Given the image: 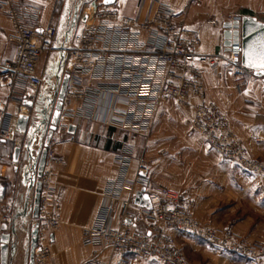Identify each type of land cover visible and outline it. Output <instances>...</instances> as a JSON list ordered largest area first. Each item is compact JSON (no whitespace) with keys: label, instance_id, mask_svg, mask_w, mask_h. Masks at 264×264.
<instances>
[{"label":"built area","instance_id":"obj_1","mask_svg":"<svg viewBox=\"0 0 264 264\" xmlns=\"http://www.w3.org/2000/svg\"><path fill=\"white\" fill-rule=\"evenodd\" d=\"M132 1L142 13L128 17L114 6L98 7L80 32L66 34L69 45L52 49L55 32L52 28L41 29L37 8L21 10L17 0H0V15L9 22L6 40L13 46L11 60L1 66L7 97L0 108V135L6 128L7 104L21 93L41 87L43 80L37 67L46 53L54 51L58 72L68 75L57 132L66 134L69 126L87 121L123 131L131 137H147L160 104L172 100L183 109L191 98H196L198 103L190 121L192 132L242 171L264 176V165L248 156L225 113L205 100L202 66L217 74L218 58L196 52L200 45L196 31L178 23L175 11L162 0ZM204 18L208 24H218L209 15ZM241 18L229 14L225 22H240ZM240 58V44H231L226 62L235 71L238 90L245 78L254 74L241 65ZM59 144L50 139L45 167L38 180L41 191L32 264L47 263L51 236L61 224L52 168V165L64 167L63 161L55 159V147ZM166 155L162 153L152 161H145L142 157L135 158L129 145L115 155L112 168L116 177L106 182L95 220L81 231V244L107 247L115 255H132L143 261L189 264L181 248L167 234L170 229L225 253L263 262L264 244L246 242L230 228L217 229L200 223L192 213V200L174 190L161 188L148 192L149 210L122 198L124 192L133 193L137 188L146 191L150 187L149 167ZM134 165L136 172L130 177ZM116 205L120 209V223L114 227ZM132 219L145 222L148 232L136 231L127 223ZM10 221L11 216L0 202V224L8 225Z\"/></svg>","mask_w":264,"mask_h":264},{"label":"crops","instance_id":"obj_2","mask_svg":"<svg viewBox=\"0 0 264 264\" xmlns=\"http://www.w3.org/2000/svg\"><path fill=\"white\" fill-rule=\"evenodd\" d=\"M17 1L21 10L30 7L39 10L41 29H53L52 49H59L62 45L70 44L66 34L80 32L94 13L93 5L97 10L103 6L104 0ZM162 1L175 11L178 23L196 31L200 39L196 52L218 58L217 74L208 66H202L205 100L225 113L231 130L242 142L248 156L264 165L263 78L254 74L247 76L245 83L237 89L235 71L226 62L222 29L229 14L253 16L264 23V0ZM112 6L128 17L142 13L132 0H115ZM84 15L88 17L82 22ZM204 15H209L218 24H208ZM8 33L9 22L0 15V108L7 97L2 86L4 74L1 66L10 61L13 55V46L6 40ZM52 53H46L37 67L43 80L41 87L36 91L21 93L5 108L6 128L0 135V187L4 189L0 202L11 216V221L4 225V230L0 224V234H10L11 228H14L7 249V264H27L29 229L36 222L31 218L33 186L29 191L25 217L13 219L22 211L29 185L24 178L27 164L23 157L32 132L28 126L26 133L19 135L14 132V124L18 114L27 113L23 101L36 102L39 98H50L58 73L56 55L53 56L51 70L46 72L48 81L43 71L46 59ZM197 103L196 98H191L183 109L178 108L172 100L160 104L147 137H131L123 131L87 121L79 123L73 134L55 131L52 139L60 143L55 147V159L64 162V167L52 165L56 198L61 208V224L51 236L50 257L46 264H160L132 255H115L107 247L93 248L81 244V231L95 220L106 182L116 177L112 168L113 159L128 145L135 158L142 157L145 161H152L162 153L167 154L158 164L149 167L150 187L145 193L161 188L174 190L192 200V213L200 223L217 229L230 228L246 242L264 244V176L256 177L242 171L233 162L211 150L199 135L192 132L190 121ZM40 135L37 133L33 137L30 146L32 158H38L40 154ZM14 147L19 149L16 163L11 161ZM135 172L136 165L132 167L130 177ZM26 178L36 181L30 172ZM138 191L139 188L133 193L124 192L122 198L134 203ZM119 223L120 209L116 205L112 225L117 227ZM127 223L140 233L148 232L147 224L143 221L135 222L132 219ZM166 232L181 248L189 264H264V261L258 263L225 253L182 232L170 229Z\"/></svg>","mask_w":264,"mask_h":264},{"label":"water","instance_id":"obj_3","mask_svg":"<svg viewBox=\"0 0 264 264\" xmlns=\"http://www.w3.org/2000/svg\"><path fill=\"white\" fill-rule=\"evenodd\" d=\"M115 0H104L102 2L103 6H112L114 5ZM93 12L96 11V5H93ZM87 15L82 17V22L87 20ZM75 22V20L73 21ZM223 29V46L225 51H229L231 44H240L241 46V65L254 73L256 77L264 76V67L261 65L264 64V23L259 21L253 16H243L238 21L233 22H224L222 24ZM68 82V75H64L57 97L51 98H39L36 102H24L22 105L27 107L26 114H18L16 116L14 124V132L19 135H24L28 126L32 129L31 138L26 142L25 154L23 160L26 162L25 181H28V187L24 196V202L22 206V211L20 214L15 215L13 219L17 217H25L27 200L31 186H33V197H32V209H31V218L33 220L38 219L39 213V196L41 191V184L38 181L43 173L47 147L52 135L55 133L57 128V123L60 116V111L62 109V102L65 96L66 88ZM56 83L58 85L59 79L56 76ZM50 109L52 113L50 114ZM43 128V129H42ZM46 131V134H44ZM75 131L74 126H69L67 133L73 134ZM40 133L39 143L43 140L42 147L38 158H32L30 146L33 140L34 135ZM18 147H14L12 151L11 161L12 163L17 162L18 158ZM33 174L36 181H32V178H26L28 173ZM3 188L0 187V200L2 199ZM134 204L140 208L150 209V200L147 193L144 189L138 191L134 197ZM2 230L5 229L3 225ZM37 232L38 224L34 222L29 229V239H28V261L27 264H32V254L34 247H36L37 242ZM10 235H14V228H11L10 234L1 233L0 235V264H7V249L9 246ZM10 251H13L11 247Z\"/></svg>","mask_w":264,"mask_h":264},{"label":"rangeland","instance_id":"obj_4","mask_svg":"<svg viewBox=\"0 0 264 264\" xmlns=\"http://www.w3.org/2000/svg\"><path fill=\"white\" fill-rule=\"evenodd\" d=\"M262 20L264 21V19H262ZM71 32H72V35H73L76 31H71ZM60 33H61V31H59V35H60ZM63 38H64V36H63ZM51 46L52 47L54 46L53 43L51 44ZM54 55H55L54 53L49 54V56L47 57L46 62L44 64V71L43 72L45 73V79H46V81H48V78H49L47 73H48V70H51V67L53 65V56Z\"/></svg>","mask_w":264,"mask_h":264},{"label":"flooded vegetation","instance_id":"obj_5","mask_svg":"<svg viewBox=\"0 0 264 264\" xmlns=\"http://www.w3.org/2000/svg\"><path fill=\"white\" fill-rule=\"evenodd\" d=\"M60 73H61V74H60ZM64 75H65V74L62 73V72H58V73H57L56 76H57L58 79H59V83H58V85H57V83H56V86H55V88H54V90H53V92H52V94H51V96H50L51 99H53L54 97H57V93H58V91H59L60 83H61V81H62ZM43 140H44V139H42V141H41V145H42V143H43Z\"/></svg>","mask_w":264,"mask_h":264},{"label":"snow or ice","instance_id":"obj_6","mask_svg":"<svg viewBox=\"0 0 264 264\" xmlns=\"http://www.w3.org/2000/svg\"><path fill=\"white\" fill-rule=\"evenodd\" d=\"M261 66L264 67V64H262Z\"/></svg>","mask_w":264,"mask_h":264}]
</instances>
